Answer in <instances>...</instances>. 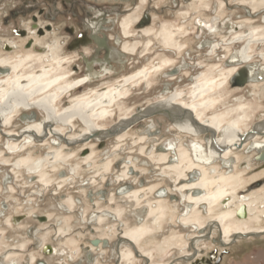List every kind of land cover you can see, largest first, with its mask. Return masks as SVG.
Wrapping results in <instances>:
<instances>
[{"label":"bare ground","instance_id":"6f19581e","mask_svg":"<svg viewBox=\"0 0 264 264\" xmlns=\"http://www.w3.org/2000/svg\"><path fill=\"white\" fill-rule=\"evenodd\" d=\"M263 2L264 0H243L240 4L250 6L248 9L252 17L258 12L257 8L262 7ZM145 3V0H139L137 7L121 17L120 29L125 38L122 50L128 55L138 56V62L151 53L155 43H158L163 50L181 54L185 48L179 40L182 26L169 21H160L158 27H154L144 18V26L137 31L134 29L135 24L137 22L139 24L141 20V11ZM222 6L223 2L219 7ZM182 13L187 14V12ZM243 21L248 25L256 20L243 19ZM196 22L197 36L201 34V25H205L209 31L214 30L212 25L206 24L202 19H196ZM262 22L264 23V16ZM242 27L239 25L236 28L238 30L234 31L230 41L225 42L222 39L216 44L206 40L200 44L201 47H210L207 55L214 56L220 45H232L235 41L242 42L240 50L237 51H231V48L225 45L228 50L227 57L231 58L224 61L225 67L220 69L219 64L205 67L204 64L196 62L195 65L199 68L207 69L191 76L190 82L181 89L176 88L171 97L161 94L155 101L138 108L125 104V100L130 98L134 90L141 88L145 91L150 90L153 78L161 70L170 69L171 71L164 72L171 78L187 68V64L183 62L178 65L175 58L165 53H157L148 63L140 65L131 73L106 83L98 82L92 85L85 77L74 78V72L69 69L74 62L72 57L50 55L46 60L41 54L33 52L0 56V144L3 148L1 151L8 154L23 153L13 162L4 161L2 165H10L13 167L12 170L24 168L28 173H32L38 183L49 186L51 182L46 177L45 165L69 159L72 154L62 157L58 146L68 148L72 144H80L81 150L88 148L89 152L87 151L88 153L81 158L85 160L84 163H89L95 157L93 143H90L92 139L101 142L108 137H114L118 142L123 141L132 125L145 120L151 113V115L163 114L170 119L169 129L185 132L186 136H192L191 143L194 142L190 148L177 140L174 144L172 140L167 148L162 147V152L158 154L157 159H154V162L163 164L164 168L173 174L175 190L186 203L185 213L177 220L179 224L183 227L203 230L210 221L218 228L220 240L225 244L230 243L237 235L264 233V225H261L264 215V184L254 187L249 193L242 194L241 192L248 185L259 178V174L247 178L246 169L238 166V162L241 161L238 152L242 147H245L246 151L255 150L256 156L259 151L264 152V119L251 126L248 125L252 105L239 97L235 98V103L227 102L229 95L225 91L229 79L233 87H242L251 81L254 84L264 80V61L253 62V58L263 52L250 53L253 44L264 42V27L253 25L249 29L246 28L245 32L239 30ZM243 63H248L250 66L239 68L238 66ZM233 79L238 84L233 85L231 82ZM65 99L66 103H63ZM24 107L25 109L37 107L42 111L43 117L41 120H26L21 128L15 129V120L20 117ZM112 118L114 122L107 125ZM76 121L82 124V128L78 131L75 130ZM1 135L7 139L4 145ZM200 135H203V138L198 140ZM51 138L55 141L51 142ZM144 138L145 136H141L139 140L143 141ZM48 141L58 145V148L52 146L49 148ZM35 144L49 148L41 159L33 160L29 155L30 152H26ZM114 150H117V147ZM172 150L174 156L169 155ZM84 151L83 153H86ZM141 151L143 152V147ZM145 155L149 159L153 157L152 153ZM256 156L255 160L264 161V158L257 159ZM216 161L221 162L220 165L226 169L225 172L215 171ZM101 166L103 173L110 172L114 166L113 157L107 156ZM122 166L124 170L120 173V181L129 177L127 176L129 170L125 169L131 168L132 165ZM55 167L52 170H56ZM166 175L168 176V173ZM160 187L151 185L135 190L128 188L125 196L129 199L138 198L139 201H141L139 196L146 191L159 190L163 194L156 196L155 199L150 198L151 200L145 203L148 206L145 222L127 225L123 229L117 227L123 237L122 242L130 243L127 241L130 240L150 264L162 262H154V250L147 248L150 241L148 243L146 241L159 232L164 218L169 213H167L168 203L164 201V188L160 190ZM109 202L112 203V200ZM63 204L69 210L73 209L74 203H71V199H65ZM112 210L98 212L93 216L92 221L101 223L102 216L107 214L120 220L121 211ZM16 220L18 219L13 221ZM6 222L9 223L8 218ZM59 231L61 234L64 233ZM179 238V234L171 233L163 237L162 241L173 245V241L175 239L179 241ZM99 242L100 240L96 239L92 243L98 245ZM23 248V244L9 247L10 250L18 251ZM10 258V253L2 256V259L9 264H15V260L12 261ZM119 258L121 264H134L135 256L127 246L119 251Z\"/></svg>","mask_w":264,"mask_h":264},{"label":"rangeland","instance_id":"374dc122","mask_svg":"<svg viewBox=\"0 0 264 264\" xmlns=\"http://www.w3.org/2000/svg\"><path fill=\"white\" fill-rule=\"evenodd\" d=\"M240 1L243 0H153L154 6H151L150 10L147 9L153 12L152 15H156L153 25L158 26L160 21H169L182 26L179 40L185 45V48L177 64L185 62L188 67L181 70L172 80H169L165 75L168 70L171 71L170 69L161 70L153 78L150 90L145 91L144 88L134 90L130 98L125 100V104L133 108L145 106L162 94L166 83H169V90L181 89L190 82L191 76L198 71L207 69L205 67L215 64H219L220 69L225 67L224 61L227 60L228 53L226 47H230L231 51H237L240 50L242 42L232 41V45H220L214 56L207 55L210 47H201L200 44L206 40L216 44L222 39L225 42L230 41L239 25L243 26L242 31L253 25L264 27L262 22L264 2L262 7L257 8L258 12L251 17L248 9L250 6L241 5ZM3 2L4 0H0V56H5L3 53L14 55L26 51L22 46L24 39L14 38L19 45L13 51L11 50L12 52H6L4 39H8L10 28H3L2 16L7 12L4 7L2 8L1 3ZM221 2H223V6L219 7ZM182 12H187V14ZM196 19L213 22L215 30L211 32L209 29L202 28L200 36H197ZM243 19L256 21L245 25ZM251 49L250 53L263 52L261 57H264V42L253 44ZM157 53H165L169 57L176 56L174 51H164L158 43H155L151 53L143 60L140 59V62L136 63L133 56L125 57L121 60L126 67L124 64L123 67L119 66L117 61H112L109 68L118 72L119 75H126L125 73H131V70L148 63ZM62 55L68 56L67 54ZM253 59L255 61L261 58L256 55ZM73 61L69 68H72V64L79 62L74 58ZM130 62L132 63L131 69L128 68ZM196 62L204 64L205 67L199 68L195 65ZM252 83L253 81L242 87H233L228 81L225 90L229 95L227 102L235 103V98L239 97L252 105L251 119L248 122L250 126L264 119V80ZM63 103H66V99L63 100ZM28 114L33 115V120H41L43 117L42 111L35 108L23 112V116ZM112 122H114V118L110 119L107 125ZM75 123L76 131L82 128L79 121ZM24 124L22 116L17 117L14 128H20ZM169 127H171L169 119L165 115L157 113L132 125L123 141L118 142L114 137H108L101 142L92 139L90 143H93L95 157L88 164L84 163L85 160L80 156L83 150L79 145L72 144L70 147L64 148L48 141L49 148L51 146L60 148L62 157L72 153L69 159L45 165L46 177L51 182L49 186L38 183L32 173H28L24 168L12 170V166L2 165L4 161L13 162L23 153H4L1 151L3 148L0 144V264H9L8 261L2 259V256L8 253L11 254L10 259L15 260V264H117L116 259L120 249L118 239L121 246L127 244L132 248L130 243L120 241L117 227L122 228V222L130 225L145 222L148 209L145 203L150 198H157L156 192L146 191L139 196L145 199L139 201L138 198L129 199L122 191L126 187L129 190H135L151 185L161 186L165 189L167 194L164 201L168 203L167 213L169 212L164 218L159 232L152 239L146 241L147 243L150 241L147 248L154 250V262H162L161 264H190L195 261L196 264H264V233L237 235L232 238L230 243L225 244L220 240L218 228L213 226L210 221L206 223L203 230L183 227L179 224L177 220L185 213L186 203L182 201L180 193L175 190L173 174L168 172L163 164L154 162V159H157L158 154L162 152V147L168 146L169 139L180 141V138L175 134L180 135L181 143L190 146V148L192 136L188 137L185 132L169 129ZM141 136H145L143 141L139 140ZM187 138L190 140L188 143L185 141ZM51 139L53 140V138ZM6 141L7 139L2 141L3 145ZM115 147L117 150H114ZM142 147L143 152L141 151ZM49 148L35 144L26 152H30L29 155L32 156V159L37 160V158H43ZM147 151L152 153L151 159L145 155L149 154ZM26 152L24 153L27 154ZM238 153L241 156V161L238 163L241 162L240 165L246 169L245 177L251 178L252 175L259 174V178L241 192L246 194L251 191V187H257L254 186L256 182L264 181V172H261L264 168L261 171H256L261 166L259 165L261 162L255 160L257 154L255 150L246 151L245 147H242ZM169 155L174 156V151ZM107 156L113 157L114 166L110 172L105 174L101 164L106 161ZM127 160H129V164H127ZM125 164L132 165L131 168L125 169L129 170L127 174L129 177L120 181V173H123L124 170L122 165ZM217 165L219 166V163ZM54 167L56 170H52ZM238 170H240L239 167ZM68 198L71 199L72 204L76 203L74 212L56 208L58 203H62ZM110 200L112 203L109 202ZM104 209L120 210L121 219L115 220L113 216L103 215L101 223L93 222L95 212ZM45 214L50 215L49 220ZM7 217L18 220L16 222L12 220L7 224ZM262 219L261 225H264V215ZM56 227L64 230L63 235L60 231L56 235ZM171 233H177L180 236L179 241L177 239L173 241V245L162 241L163 237ZM103 236L107 238H102ZM69 239H72L73 243H70ZM96 239L101 241L99 246L92 245ZM19 244L24 245L22 250L9 249V247ZM43 244H46L45 246L49 250L45 248L43 250ZM51 248L52 251H50ZM207 258L211 260L209 263L206 262ZM134 264H150V262L138 254Z\"/></svg>","mask_w":264,"mask_h":264},{"label":"flooded vegetation","instance_id":"af4514ba","mask_svg":"<svg viewBox=\"0 0 264 264\" xmlns=\"http://www.w3.org/2000/svg\"><path fill=\"white\" fill-rule=\"evenodd\" d=\"M145 1H146L145 3L146 6L145 5H144L145 7L143 6L144 10L143 12L141 11V16H140L141 20L139 19L140 26L139 24H137L138 22L134 26V29L136 31L140 30L141 26H144V18L148 20V24L150 23H151L150 25L154 24L153 21L156 16L152 15L153 13L152 11H148L150 10L151 6H154L152 3L153 0H145ZM1 4H2V8L4 7L7 10V12L2 16L3 28L6 29L10 28V35L8 36V39H4V48L7 53L8 51L12 52L14 48H16L17 45H19L16 42V40H14V38H20V39H24L22 46L24 49H26V51L18 52L15 53L14 55L21 54L24 52H33V53L41 54L46 60L48 59V57H50V55H56L58 57H68V58L72 57L75 60L79 61L77 64H72V68H69L74 72V78L85 77L89 79L88 83L92 85L98 82L106 83L110 81L108 78L111 77H113L112 79L117 78L115 76L119 75L118 72L109 68L111 66L110 64H112V61H117L118 64H120L119 66L121 65L123 66L124 64V66L126 67L125 63H123V60L121 59H125V57L127 58L132 57L131 55L126 54L122 50V45L125 38L122 35L120 29V21L122 19L121 17L125 13L137 7V5L139 4V0H4V2ZM205 23L206 24L209 23L214 27L213 22L206 21ZM153 26L158 27L156 25ZM202 28L207 29L205 25H201V29ZM202 30H200V33ZM210 31L212 32V30ZM197 32H198V28H197ZM3 54L8 55L6 53ZM62 54H67L68 56H64ZM175 54L176 56H172V58L173 59L175 58L177 61L176 63H178V59H181L182 53L181 54L175 53ZM261 55L262 54H259V57L262 60L261 59H256V60L263 62L264 57H261ZM133 58L137 63L138 56H133ZM230 59H231L230 57H227V60ZM245 65H249V64L243 63V65L240 64L238 67L241 68L242 66ZM130 66H132L131 62L128 65L129 69H131ZM122 75H119L118 77H121ZM172 79H175V77L173 76L169 78V80ZM233 82H237V81L234 80ZM168 85L169 83H166V86L164 87L162 94H164L166 97H171L175 89L169 90ZM34 108L37 109V107H33V109ZM26 110H31V109L29 108L25 109L24 107L22 108L20 114V116H22L24 121L33 118V115H29V114L24 115V116H28L27 118L23 117V112ZM15 129H19V128H15ZM1 136L2 138H4L3 135ZM175 136L176 137L178 136L181 142L180 135L175 134ZM199 138L198 140H201L203 138V135H200ZM50 141L53 142L55 140L50 139ZM168 141H172V140L169 139ZM175 141L176 140H173L174 144L176 143ZM185 141L186 143H188L190 140L187 138V140ZM191 142L190 145L194 143ZM78 145L80 146V144ZM82 150L83 151L85 150L86 153L82 152L80 155L81 157L89 152L88 148H83ZM260 162L261 163L259 165L261 166H259V168L256 171H261L264 168V161H260ZM215 163H216L215 171L221 170L225 172L224 170L226 169L220 165L221 164L220 161H216ZM217 163H219V166L217 165ZM240 163H238V166L242 167ZM261 172H264V170ZM263 182L264 181L256 182L254 186L257 187L262 186L264 184ZM252 188L254 187H251L250 189ZM127 189H128L127 187L124 188L122 192L126 194ZM162 189L163 188L160 187V190ZM163 191H164V196L166 197L167 193L165 192V189H163ZM160 194H163V192H159L158 190L156 192V196H159ZM141 199H145V198L141 197L140 200ZM63 202L58 203L56 205V208L65 210L66 212L75 211L74 206L72 210H69L67 206L63 204ZM75 204L76 203H74V205ZM101 211L103 210H97L95 212V215ZM46 216L49 220L50 215L49 216L46 215ZM7 218L9 219V223L12 222V220H15V219H11V217H7ZM127 225L130 224L125 223L121 225L122 228L121 227L118 228L123 229ZM119 229H118V237H120V241H121V238L123 237L122 235H120ZM59 230L64 231L58 227L55 232L56 235L58 234ZM71 240L72 239H69V241ZM127 241L130 242L132 248L127 244H123L121 246L118 239V245H120L119 251L123 247L127 246L132 250L136 259L137 255L140 254V252L130 240ZM100 244L101 241L98 243V245H94L92 243L93 246H99ZM45 245L46 244H43V250ZM47 250L49 249L47 248ZM119 251L116 259L117 264H121V260L119 258ZM210 261L211 260L209 258L206 259V262L209 263ZM195 262L194 263L191 262L190 264H196Z\"/></svg>","mask_w":264,"mask_h":264},{"label":"water","instance_id":"95a60500","mask_svg":"<svg viewBox=\"0 0 264 264\" xmlns=\"http://www.w3.org/2000/svg\"><path fill=\"white\" fill-rule=\"evenodd\" d=\"M139 26H140V24H139ZM235 79H233L231 82H232V84L233 85H235V84H238V82H233ZM152 114V113H151ZM150 114V115H151ZM0 125H1V123H0ZM114 131V130H113ZM85 152V151H84ZM264 152H261V151H259V154L256 156V158L257 159H262V158H264ZM93 243H94V241H93ZM45 249H47V248H45Z\"/></svg>","mask_w":264,"mask_h":264}]
</instances>
